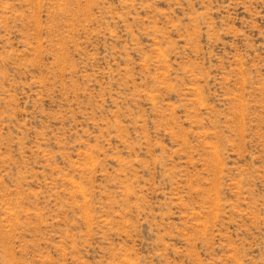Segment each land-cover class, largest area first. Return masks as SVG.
I'll list each match as a JSON object with an SVG mask.
<instances>
[{"label":"rangeland","instance_id":"374dc122","mask_svg":"<svg viewBox=\"0 0 264 264\" xmlns=\"http://www.w3.org/2000/svg\"><path fill=\"white\" fill-rule=\"evenodd\" d=\"M0 264H264V0H0Z\"/></svg>","mask_w":264,"mask_h":264}]
</instances>
